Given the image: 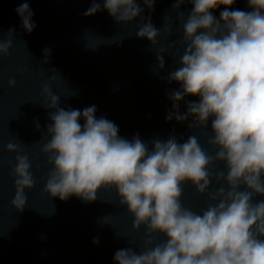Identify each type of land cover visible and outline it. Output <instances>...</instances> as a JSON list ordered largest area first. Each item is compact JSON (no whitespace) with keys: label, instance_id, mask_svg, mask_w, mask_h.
Instances as JSON below:
<instances>
[{"label":"clouds","instance_id":"1","mask_svg":"<svg viewBox=\"0 0 264 264\" xmlns=\"http://www.w3.org/2000/svg\"><path fill=\"white\" fill-rule=\"evenodd\" d=\"M185 2L176 0L173 10ZM236 2L187 0L191 10L177 17L181 38L155 51L154 72L164 69L166 53L173 57L166 80L178 87L166 94L171 107L165 121L185 124L186 139L174 133L128 139L114 121L96 115V105L61 107L66 89L55 70L41 87L39 103L49 121L40 148L47 168L43 194L90 204L112 193L132 218V231L143 229L139 250L118 249L113 264H264V0H246V9L233 8ZM142 4L93 0L84 15L105 11L125 26L154 8V0ZM15 13L31 34L36 24L28 0ZM168 19L157 29L149 18L136 37L157 49L161 36L172 33ZM14 36V29L0 35V58L8 56ZM50 51L44 49L43 63ZM55 82L63 92L52 90ZM15 85V78L7 81L9 89ZM35 128L40 131L38 121ZM21 144L4 146L14 157L10 206L16 212L24 210L39 171ZM99 223L109 224L107 217Z\"/></svg>","mask_w":264,"mask_h":264},{"label":"water","instance_id":"2","mask_svg":"<svg viewBox=\"0 0 264 264\" xmlns=\"http://www.w3.org/2000/svg\"><path fill=\"white\" fill-rule=\"evenodd\" d=\"M23 2L0 0V35L15 30L8 56L0 58V264H113L118 249L139 250L143 229L132 231V218L112 193L102 192L90 204L75 197L65 202L49 200L43 194L47 168L40 148L49 121L48 110L39 103L41 87L55 70L66 89L60 96L61 107L82 110L96 105V115L114 121L119 134L128 139L139 134L150 141L172 133L186 139L185 124L165 121L171 107L166 94L178 87L166 80L174 67L173 57L166 53L164 69H153L155 51L181 38L176 31L177 17L181 12L187 15L191 6L186 0L174 11L176 0H154L151 11L145 8L132 24L122 26L105 11L86 17L93 0H28L36 27L25 34L15 13ZM137 2L143 6L142 0ZM232 7L246 9V0H237ZM215 15L219 17V10ZM149 18L157 29L169 18L165 27L172 28L169 40L161 36L157 49L135 35ZM46 48L51 51L48 62L43 63ZM10 78L16 80L11 89L7 87ZM62 83H53L52 90L63 92ZM36 121L40 131L35 128ZM9 141L21 142L34 169L39 168L36 186L27 194L22 212L10 206L14 157L4 151ZM192 198L186 188L185 199ZM104 217L109 224L101 226ZM93 238L99 243L93 244Z\"/></svg>","mask_w":264,"mask_h":264}]
</instances>
